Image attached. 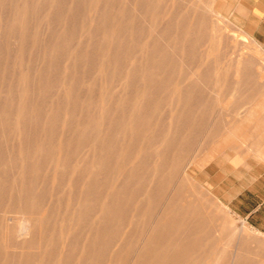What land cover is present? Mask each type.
Masks as SVG:
<instances>
[{
	"label": "rangeland",
	"instance_id": "1",
	"mask_svg": "<svg viewBox=\"0 0 264 264\" xmlns=\"http://www.w3.org/2000/svg\"><path fill=\"white\" fill-rule=\"evenodd\" d=\"M40 1L0 0V264H264L254 0Z\"/></svg>",
	"mask_w": 264,
	"mask_h": 264
},
{
	"label": "bare ground",
	"instance_id": "2",
	"mask_svg": "<svg viewBox=\"0 0 264 264\" xmlns=\"http://www.w3.org/2000/svg\"><path fill=\"white\" fill-rule=\"evenodd\" d=\"M43 1V0H42ZM42 1H40V2H42ZM55 2V1H54ZM57 3V2H56ZM69 4V3H68ZM47 5V4H46ZM114 5V4H113ZM23 6V5H22ZM110 6V5H109ZM19 7V6H18ZM65 7V6H64ZM55 8V7H54ZM110 8V7H109ZM58 9V8H57ZM56 9V10H57ZM139 9V8H138ZM52 10V9H51ZM112 10V9H111ZM56 17V16H55ZM58 18H60V17H58ZM62 19V18H61ZM119 19V18H118ZM117 19V20H118ZM59 21V20H58ZM119 23V22H118ZM58 24V23H57ZM64 24V23H63ZM70 27V26H69ZM70 29H72V28H70ZM180 29V28H179ZM55 31V30H54ZM174 31V30H173ZM178 31V30H177ZM184 35V34H183ZM241 37H242V35H241ZM246 36H244V38H245ZM180 38V37H179ZM47 42H49V40H47ZM90 44V43H89ZM75 45V44H74ZM62 49H64V48H62ZM61 49V50H62ZM62 51H64V50H62ZM257 51V50H256ZM49 52V51H48ZM242 53V52H241ZM54 54V53H53ZM55 56V55H54ZM82 56H83V54H82ZM171 56V55H170ZM67 57V56H66ZM89 58V57H88ZM90 59V58H89ZM243 59V58H242ZM241 60V54H240V56H239V58H238V61H240ZM241 62V61H240ZM88 63V62H87ZM11 64V63H10ZM171 65H174V64H171ZM239 65V64H238ZM261 65V64H260ZM260 65L259 66H257V70H259L258 69V67H260ZM237 67H239V66H237ZM57 69H59V68H57ZM93 69V68H92ZM236 69H238V68H236ZM55 70V69H54ZM95 71V70H94ZM163 71V70H162ZM2 72V71H1ZM46 72V71H45ZM59 72H61L60 70H59ZM70 72V71H69ZM73 72V71H72ZM159 72V71H158ZM164 72V71H163ZM237 73L239 72V70H237L236 71ZM68 74H70V73H68ZM4 75V74H3ZM46 75V74H45ZM71 75V74H70ZM249 75V74H248ZM43 76V75H42ZM50 76V75H49ZM52 76V75H51ZM235 76H237V75H235ZM250 76V75H249ZM253 76V75H252ZM58 77V76H57ZM57 77H55V78H57ZM254 77H256V76H254ZM254 77H252V78H254ZM236 78V77H235ZM261 78V77H260ZM264 78V77H263ZM51 79H52V77H51ZM59 79V78H58ZM57 79V80H58ZM74 79V78H73ZM249 79H250V77H249ZM68 80V79H67ZM255 80H257V79H255ZM258 80H260V79H258ZM41 81V80H40ZM4 82V81H3ZM16 82V81H15ZM51 82V81H50ZM76 82V81H75ZM262 82V81H261ZM5 83V82H4ZM13 83V82H12ZM17 83V82H16ZM78 84V83H77ZM167 84V83H166ZM259 84V83H258ZM6 85V84H5ZM56 85V84H55ZM21 86V85H20ZM23 86V85H22ZM40 86V85H39ZM59 86V85H58ZM68 86V85H67ZM147 86V85H146ZM263 86V85H262ZM52 87V86H51ZM60 87V86H59ZM58 87V88H59ZM88 87V86H87ZM168 87V86H167ZM260 87H261V85H260ZM16 88V87H15ZM36 88V87H35ZM40 88V87H39ZM54 88V87H53ZM162 88V87H161ZM164 88H166V85L164 86ZM26 89V88H25ZM32 89V88H31ZM38 89V88H37ZM65 89V88H64ZM41 90V89H40ZM58 91H59V89H58ZM91 91H93V90H91ZM17 92V91H16ZM25 92V91H24ZM7 93V92H6ZM95 93V92H94ZM41 94V93H40ZM11 96H13V95H11ZM17 96H19V95H17ZM46 96V95H45ZM159 96V95H158ZM15 97V96H14ZM87 97V96H86ZM32 98L34 99V97L32 96ZM21 99V98H20ZM93 99V98H92ZM95 99V98H94ZM15 100V99H14ZM50 100V99H49ZM97 100V99H96ZM92 101V100H91ZM1 102V101H0ZM4 102V101H3ZM55 102V101H54ZM99 102V101H98ZM122 102V101H121ZM127 102V101H126ZM5 103V102H4ZM1 104V103H0ZM78 105H80V104H78ZM33 106V105H32ZM43 106V105H42ZM77 106V105H76ZM90 106H92V105H90ZM188 106V105H187ZM1 107V106H0ZM27 107V106H26ZM29 107V106H28ZM78 107V106H77ZM133 107V106H132ZM155 107V106H154ZM43 108H45V107H43ZM56 108V107H55ZM86 108V107H85ZM88 108V107H87ZM148 108H150V107H148ZM147 108V109H148ZM1 109V108H0ZM31 109V108H30ZM29 109V110H30ZM113 109V108H112ZM186 109V108H185ZM188 109V108H187ZM41 110V109H40ZM61 110V109H60ZM66 110V109H65ZM152 110V109H151ZM84 111V110H83ZM91 111V110H90ZM93 111V110H92ZM42 112V111H41ZM48 112V111H47ZM119 113H120V111H118ZM122 112V111H121ZM148 112V111H147ZM131 114V113H130ZM94 115V114H93ZM187 115V114H186ZM108 116V115H107ZM147 116H148V114H147ZM1 118V117H0ZM108 118V117H107ZM132 118V117H131ZM133 119V118H132ZM136 120V119H135ZM139 121H141L140 119H139ZM144 121V120H143ZM93 122V121H92ZM95 122V121H94ZM111 123V122H110ZM115 123V122H114ZM98 124V123H97ZM99 125V124H98ZM134 126V125H133ZM140 128V127H139ZM114 131H116V130H114ZM142 131H143V129H142ZM160 139V138H159ZM134 144L136 145V141L134 142ZM133 148H135V147H133ZM168 152V151H167ZM98 155V154H97ZM104 155H105V153H104ZM90 156V155H89ZM93 157V156H92ZM95 157H97L96 155H95ZM162 157V156H161ZM64 158V157H63ZM6 162H7V160H5ZM166 163V162H165ZM97 164V163H96ZM31 165V164H30ZM146 166H147V164H146ZM144 168V167H143ZM11 169H13V167L11 168ZM167 169V168H166ZM18 170V169H17ZM145 170H147V169H145ZM168 170V169H167ZM166 170V171H167ZM16 171V170H15ZM28 171V170H27ZM167 172H169V170L167 171ZM64 173V172H63ZM10 175V174H9ZM28 176V175H27ZM66 176V175H65ZM64 176V177H65ZM11 178V177H10ZM68 179V178H67ZM67 181V180H66ZM126 185V184H125ZM3 187V186H2ZM4 189V188H3ZM125 189V188H124ZM28 191V190H27ZM155 195H156V193H155ZM156 197V196H155ZM24 200V199H23ZM149 200V199H148ZM2 201V200H1ZM151 201V200H150ZM153 201V200H152ZM153 203V202H152ZM155 203V202H154ZM161 203V202H160ZM17 204V203H16ZM1 207H2V205H1ZM94 207H95V205H94ZM27 208H29V207H27ZM26 208V209H27ZM96 208V207H95ZM175 209V208H174ZM180 209V208H179ZM27 210H29V209H27ZM27 215H28V213H27ZM158 215V214H157ZM19 216V215H18ZM7 217V216H6ZM5 217V218H6ZM21 217V216H20ZM135 217V216H134ZM158 217V216H157ZM33 218V217H32ZM38 218H40L39 216H38ZM37 218V219H38ZM120 218V217H119ZM3 219V218H2ZM7 219H11L12 220V217H10V215H9V217H7ZM42 219V218H41ZM45 219V218H44ZM49 219V218H48ZM156 219V218H155ZM25 219L23 218L22 219V222L24 221ZM50 220V219H49ZM122 220V219H121ZM41 221V220H40ZM48 221V220H47ZM21 222V223H22ZM28 222V221H27ZM153 222V221H152ZM152 224V223H151ZM7 225V224H6ZM27 225V224H26ZM153 226V225H152ZM151 226H150V230H151ZM170 228V227H169ZM22 230V229H21ZM41 230V229H40ZM149 230V229H148ZM160 230V229H159ZM165 230H167V229H165ZM6 231V230H5ZM23 231V230H22ZM22 234H23V232H22ZM20 235V234H19ZM129 235V234H128ZM147 236V235H146ZM156 237V236H155ZM5 238V237H4ZM4 238L2 239V240H4ZM40 238V237H39ZM129 238H131V237H129ZM45 239V238H44ZM126 239V238H125ZM146 239V238H145ZM1 240V239H0ZM140 240V239H139ZM15 242V241H14ZM145 242V241H144ZM142 244V243H141ZM51 247H52V245H51ZM55 249V248H54ZM140 249V248H139ZM40 250V249H39ZM1 260H3V259H1ZM184 259H182V261H183ZM179 261V260H178ZM186 261V260H185ZM175 262V261H174Z\"/></svg>",
	"mask_w": 264,
	"mask_h": 264
},
{
	"label": "crops",
	"instance_id": "3",
	"mask_svg": "<svg viewBox=\"0 0 264 264\" xmlns=\"http://www.w3.org/2000/svg\"><path fill=\"white\" fill-rule=\"evenodd\" d=\"M254 2L256 6V16L262 20V32L260 33L264 35V0H254Z\"/></svg>",
	"mask_w": 264,
	"mask_h": 264
}]
</instances>
